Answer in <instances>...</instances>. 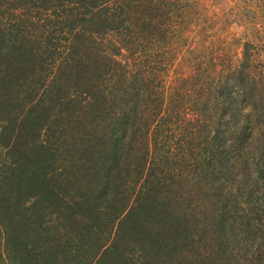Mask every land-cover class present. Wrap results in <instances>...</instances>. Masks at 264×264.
<instances>
[{
	"label": "trees",
	"instance_id": "1",
	"mask_svg": "<svg viewBox=\"0 0 264 264\" xmlns=\"http://www.w3.org/2000/svg\"><path fill=\"white\" fill-rule=\"evenodd\" d=\"M16 2L60 17L77 50L48 81L35 29L0 35V264H264V81L247 48L173 86L148 43L162 1Z\"/></svg>",
	"mask_w": 264,
	"mask_h": 264
},
{
	"label": "rangeland",
	"instance_id": "2",
	"mask_svg": "<svg viewBox=\"0 0 264 264\" xmlns=\"http://www.w3.org/2000/svg\"><path fill=\"white\" fill-rule=\"evenodd\" d=\"M160 2L169 19L160 27L159 35L151 38L148 43L152 50H159L162 53V57L160 56L157 61L167 65L168 85L179 86L181 80L179 78L195 71L198 61L215 63L217 65L215 70L219 74L227 67L231 66L232 69L241 60L244 48L248 50L249 65L253 74L264 81V0H160ZM56 11L62 13L60 9ZM47 16L45 12L23 11L16 0H0V35L11 30L12 34L21 35V32L26 33L29 29L31 33L35 29L37 33L32 37L33 44L36 46V52L48 56L44 57L46 61L44 68L49 81L53 76L54 66L56 68L72 48L77 50V43L72 39L73 33L69 36L60 29L53 28L57 32L51 29L53 22H59L60 17L58 19L50 17L46 20ZM35 19H41V22L30 29L29 23L31 25ZM46 37L52 41V46L48 44L47 50L42 52L45 50ZM49 62L50 72L47 65ZM203 66H199L198 73H203L205 69ZM45 75L41 74L43 80ZM30 86V90L34 89L33 85ZM189 86L191 87L190 84ZM189 92L193 93L190 89ZM27 93L21 94L22 105L26 99L24 95ZM10 97L13 100L9 105L15 106V112L18 113L22 106L12 94ZM192 97L187 102H190ZM182 140L185 144L186 140L184 138ZM5 153L6 150L0 146V161L4 159ZM193 242H195L193 249L202 247V242L196 243V239ZM207 255L204 253V256ZM191 257L192 255H189L187 259H192Z\"/></svg>",
	"mask_w": 264,
	"mask_h": 264
}]
</instances>
